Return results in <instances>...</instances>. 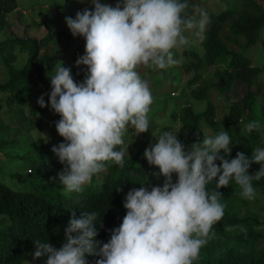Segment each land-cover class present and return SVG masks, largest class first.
<instances>
[{
  "label": "clouds",
  "instance_id": "obj_1",
  "mask_svg": "<svg viewBox=\"0 0 264 264\" xmlns=\"http://www.w3.org/2000/svg\"><path fill=\"white\" fill-rule=\"evenodd\" d=\"M90 3L93 9L65 17L73 37L86 41L85 54L75 61L87 66L85 79L76 82L63 61L55 63L54 74L46 72L51 82L48 104L60 116L55 127L65 141L51 150L65 165L59 181L68 192L82 191L107 161L123 167L125 151L116 149L123 145L129 125L137 135L149 130L148 113L154 103L138 69L163 70L179 63L173 50L188 43L185 32L203 28L206 20L187 15L186 0ZM37 103L48 106L44 95ZM245 127L252 132L261 125L251 121ZM178 134L175 129L162 131L144 150L148 164L164 177L163 186L149 188L142 182L130 189L123 204L126 214L106 243L96 239L97 225L103 227L101 220L97 223V212L86 211L77 218L73 211L62 246L33 240V259L46 256L45 264H89L87 257L95 255V264H194L214 235L213 225L224 215L218 189L234 181L243 198H255L252 182L264 177V147L255 148L251 159L244 152L229 159L232 140L227 131L204 134L187 150ZM252 163L261 164L255 174L248 171ZM212 181L216 186L210 191Z\"/></svg>",
  "mask_w": 264,
  "mask_h": 264
},
{
  "label": "trees",
  "instance_id": "obj_2",
  "mask_svg": "<svg viewBox=\"0 0 264 264\" xmlns=\"http://www.w3.org/2000/svg\"><path fill=\"white\" fill-rule=\"evenodd\" d=\"M202 1L186 0V14L194 17L197 4ZM17 6L16 0H0V35H3L0 40V61L7 74L6 81L0 83V91L17 94L20 99L27 100L35 93L37 86L45 83L48 78L46 72L48 75L53 73V58L46 51L40 52V47L53 40L60 31L48 32L41 39L19 37L12 32L6 34L3 18ZM263 28L264 6L257 0H233L222 11L207 14L200 31L202 52H188L192 61L184 68L187 71L193 70L194 76L183 89L187 92L189 88L186 95L200 102L203 107L195 112L188 105L173 112L172 117H179L181 123L174 129L179 133L177 138L186 150L193 143L202 141L204 134L214 136L221 131H227L232 140L229 159L234 158L237 152H244L251 159L255 148L264 147V129L248 132L245 127L249 122L264 117V104L256 103L257 95L262 90L259 80L264 67L254 65L246 53L248 48L263 44L264 40L260 38ZM85 43L83 37L75 48L74 63L85 54ZM19 54H22L21 62L16 64ZM83 71L87 70L80 66L72 67V76L76 82H82L80 76ZM205 74L215 80H203ZM198 80V87H193ZM239 85L243 90L241 96L240 89H236ZM224 97L227 101L220 102ZM257 105L263 116L253 113ZM43 108L36 105L31 114ZM149 130L150 133L152 129ZM62 142H65L64 138L59 135L55 145ZM146 142L149 147V135L135 143L138 145L136 150L125 153L123 167L114 161L105 162L102 180L97 181L93 177L82 191H73L68 197L56 186L46 183L47 179L59 177L64 169L57 155L46 160L30 157L31 167L27 175L16 174L18 180L28 181L29 188L13 189L0 181V213L8 219L0 227V264H21L26 261L35 251L33 240L36 239L56 248L61 247L73 211L77 218L86 211L97 212V223L101 220L103 227L97 225L99 234L96 239L106 243L110 239L111 230L122 223L126 214L123 204L127 192L133 187H141L142 182H146L145 186L149 188L163 186L164 177L159 176L158 168L149 165L142 154ZM116 150H120L119 146ZM49 164L58 166L48 169ZM260 168V163H252L249 174H255ZM176 180L177 176L173 174V182ZM252 183L256 196L261 194L264 197V177ZM215 186L216 182L212 181L207 187L211 191ZM117 188L123 190L117 191ZM218 191L223 195L220 201L225 205L224 215L213 225L214 235L201 248L194 264H264V213L258 214L262 209L248 211L249 200L241 196L242 190L234 181ZM241 208L246 211L241 212ZM241 228L246 231H241ZM98 258L95 255L87 257L93 259L94 263Z\"/></svg>",
  "mask_w": 264,
  "mask_h": 264
},
{
  "label": "rangeland",
  "instance_id": "obj_3",
  "mask_svg": "<svg viewBox=\"0 0 264 264\" xmlns=\"http://www.w3.org/2000/svg\"><path fill=\"white\" fill-rule=\"evenodd\" d=\"M16 1L18 2V6L3 18V26L6 34L12 32L19 37H34L36 39H41L48 32L60 31L53 40L48 41L44 46L40 47V52H48L53 58L54 65L57 61H63L64 66L69 67L72 74V67H78L73 61L74 51L82 42L83 37H73L66 25L65 17L71 16L75 18L78 10H83L85 8L90 10L93 9L94 6L90 3V0H84V2H81V0ZM232 1L233 0H204L197 4V8L193 15L196 17V21H200L201 19H205L209 12L218 13L222 11ZM257 1L264 6V0ZM117 2L118 0H101V3L110 4L112 6H115ZM201 29L202 28L198 26L193 30L185 32L188 43L173 50L175 53L174 58L177 59L179 63L163 70H154L149 66H141L138 69L141 76L147 80L154 97V103L151 105V110L148 113L150 121L149 129L152 130L150 133V130H148L147 132L137 135L136 130L129 125L123 137L124 143L119 146L120 150L123 149L127 154L136 150L138 145H135V143L145 135H149L150 145L154 144L156 142V137H158L162 131L179 127L181 122L178 115L176 118H172L173 112L180 111L188 105H191L195 112L203 107L200 102L197 103L194 101V98L186 95L187 92H189V88H187V92L183 90L184 87L187 86V81L194 76L193 70L187 71V69L184 68L186 64H190L192 61V57L188 52L192 51L199 54L202 52V46L199 43ZM2 38L3 35H0V40ZM260 38L264 40V28ZM238 50L242 51L241 49ZM246 53L247 56L252 59L254 65L264 67V42L263 44L248 48ZM21 55H18L15 62L16 64L21 62ZM16 66L18 67V65ZM79 66L81 69L87 70V66ZM5 72L6 68L0 61V83L7 79V74ZM86 72L87 71H83V75L80 76L81 79H85ZM52 74H54V71ZM73 79L75 78L73 77ZM202 79L205 81L215 80V78L209 77L206 74L202 76ZM259 82L262 90L261 93L257 95L258 100L256 103L264 104V95H262V92H264V72L261 74ZM199 84L200 81L198 80L193 87H198ZM236 89H240L239 96H241L243 92L241 85L237 86ZM50 92L51 82L49 77L46 78L43 85L36 87L35 93L27 100L20 99L17 94L0 91V181L13 189L22 190L24 188H29L28 181L18 180L16 174L21 173L27 175L26 172L29 171L28 168L31 167L30 157L46 160L47 158H52L54 155L56 156L51 149L56 144L59 137L55 127V122L60 119L59 114H56L51 109L50 104H48V108H43L40 112L31 114V110H33L34 106L39 105L37 99L41 95H44L46 101L49 98L48 94H50ZM225 101H227L226 97L220 100L222 103ZM253 113L263 116L262 111L259 109V105L254 108ZM259 122L261 125L260 128L264 129V117L262 120L260 119ZM148 145L149 144L146 142L142 154ZM60 165L65 167L62 163H60ZM57 166L58 165L55 164H49L48 169H54ZM104 174L105 169L103 168L101 172L94 174L93 177L97 181H100L104 177ZM46 183L56 186L64 196H70L71 192L66 191L65 187L60 183L58 176L55 177V180L47 179ZM248 206V211L264 210L263 195L258 194L253 200H249ZM262 210L258 213L259 215L264 213ZM244 211H246V209L241 208V212ZM259 220H262L261 217H259ZM6 221H8L7 216L0 213V227L6 223ZM46 259V256L33 259L32 253L29 258L21 264H45ZM92 260L88 259L89 264H95Z\"/></svg>",
  "mask_w": 264,
  "mask_h": 264
}]
</instances>
